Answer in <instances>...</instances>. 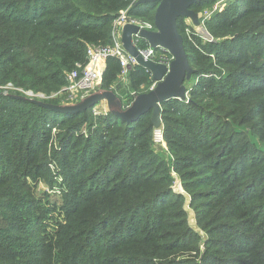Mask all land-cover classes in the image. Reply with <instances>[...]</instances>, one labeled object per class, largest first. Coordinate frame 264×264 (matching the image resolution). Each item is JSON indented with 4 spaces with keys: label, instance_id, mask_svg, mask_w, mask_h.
<instances>
[{
    "label": "trees",
    "instance_id": "obj_1",
    "mask_svg": "<svg viewBox=\"0 0 264 264\" xmlns=\"http://www.w3.org/2000/svg\"><path fill=\"white\" fill-rule=\"evenodd\" d=\"M140 1L0 0V87L60 93L90 45L112 43L120 13L155 23L159 2ZM185 27L195 74L187 100L162 104L166 150L152 113L95 121L0 92V264H264V0H229L207 23L215 42L195 46ZM121 73L109 58L101 89L126 105L154 85L138 65L128 85Z\"/></svg>",
    "mask_w": 264,
    "mask_h": 264
},
{
    "label": "water",
    "instance_id": "obj_2",
    "mask_svg": "<svg viewBox=\"0 0 264 264\" xmlns=\"http://www.w3.org/2000/svg\"><path fill=\"white\" fill-rule=\"evenodd\" d=\"M154 1L159 2L155 15L157 32L142 31L141 36L153 48L161 47L173 55L174 60L170 67L145 60L139 54L133 42V35L139 33L137 26H125L122 35V43L126 52L136 59L138 66L146 69L152 75L153 82L157 84L154 90L137 96L127 109L123 108L121 98L114 91L105 89H100L74 106L60 107L34 100L29 101L62 114L85 113L98 103L106 101L110 113L126 123L135 122L140 117L152 113L154 127L156 130H160L162 128V104L171 99L185 101L188 96L186 83L195 74L189 63L184 38L178 30V19H190L199 28L201 26L199 15L192 10V6L205 0H141L139 3Z\"/></svg>",
    "mask_w": 264,
    "mask_h": 264
},
{
    "label": "built area",
    "instance_id": "obj_3",
    "mask_svg": "<svg viewBox=\"0 0 264 264\" xmlns=\"http://www.w3.org/2000/svg\"><path fill=\"white\" fill-rule=\"evenodd\" d=\"M228 1L229 0H219L212 8L206 9L199 13L198 15L201 24V27L199 28L196 27L190 19H186L185 35L190 43L197 46L198 39H201L205 43L213 41L210 33L207 30V23L216 13L223 9L224 5ZM127 25L137 26L139 28V33L133 35V42L137 47L139 54L145 60L153 61L158 64H164L170 67L171 62L174 60L173 55L161 47L153 48L150 43L141 36L142 31L157 32L156 24L130 16L129 12L125 10L120 13L118 18L113 22L112 43L107 46H90L87 53L88 63L85 66L78 65L73 71L67 74L66 85L60 93L47 97L44 94H35L32 91H25L21 88H17L13 84H8L6 87H0V92L3 95H13L9 94V92L13 91L16 95L21 94L25 98L34 101L60 99L64 105L74 106L101 89L104 71L109 58H116L119 60L122 67L120 80L125 85H128L129 72L138 64L136 59L126 52L122 43L123 29ZM145 43L146 46L144 47L143 44ZM156 86L157 84L154 83V85L150 88V91L154 90ZM132 95L135 98L137 97L135 93ZM121 100L123 102L124 109L129 108L134 102L132 101L130 105H126L129 99L128 97L124 96H122ZM92 113L93 119H95V121L105 118L111 114L106 101H102L95 105V107L92 109ZM55 132L56 130H54V133ZM156 139L159 143L164 145L161 129L156 130L155 141Z\"/></svg>",
    "mask_w": 264,
    "mask_h": 264
},
{
    "label": "rangeland",
    "instance_id": "obj_4",
    "mask_svg": "<svg viewBox=\"0 0 264 264\" xmlns=\"http://www.w3.org/2000/svg\"><path fill=\"white\" fill-rule=\"evenodd\" d=\"M219 1V0H218ZM201 27V26H200ZM211 35V34H210ZM211 38L213 39V41L212 42H215V38L211 35ZM90 46H92V45H90ZM89 46V47H90ZM88 47V48H89ZM190 82V81H189ZM189 82H187L186 83V86L187 85H190L191 84V82L189 83ZM15 92H13V91H11V92H9V94H13V95H16V94H14ZM125 97V96H124ZM99 104V103H98ZM57 106H62V107H64V106H68V105H64V103H60L59 105H57ZM95 106H93L90 110H92L93 108H94ZM92 118H93V113H92ZM95 120V119H94ZM54 134H57V132H55ZM78 135V134H77ZM162 145V143H159L158 142V140L156 139V146H157V148H158V150L161 148L160 146ZM163 146V148L166 150V147L164 146V145H162ZM52 167H53V169H55V171L54 172H57V168H55V165H52ZM63 180H64V177H61V178H59V181H60V183H62L63 182ZM180 187V188H179ZM38 188L41 190V191H44V192H47V190H48V188L46 187V185L44 184V183H42V182H39L38 183ZM55 190H58V191H60V189H59V187H56V189ZM173 191L175 192V193H179V194H183L185 197H186V199H187V204L185 205V210H186V212L189 214V223H190V226L194 229V230H196L199 234H201L202 236H203V238H206V235L199 229V227L197 226V223H196V219H195V213H194V211L190 208V200H189V197H188V195L185 193V191H183V188L181 187V185H180V181H178L177 183H176V185L174 186V188H173ZM48 194H53V192L52 191H49V192H47ZM58 195H59V193H58ZM49 218V220H48V225H49V232L51 233V234H53L57 229H58V224L59 223H61L63 220H64V217H63V215L62 214H57V215H53L52 216V219L50 218V217H48Z\"/></svg>",
    "mask_w": 264,
    "mask_h": 264
}]
</instances>
